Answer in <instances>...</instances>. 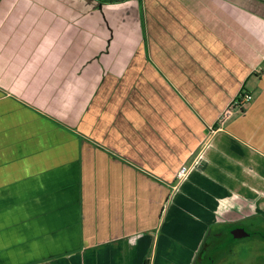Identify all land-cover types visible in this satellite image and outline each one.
<instances>
[{
    "label": "crops",
    "instance_id": "obj_1",
    "mask_svg": "<svg viewBox=\"0 0 264 264\" xmlns=\"http://www.w3.org/2000/svg\"><path fill=\"white\" fill-rule=\"evenodd\" d=\"M36 86L44 103L26 95ZM243 93L252 101L220 126ZM163 106L177 127L153 126L150 113L170 119ZM79 118L81 135L68 126ZM184 163L194 186L171 211ZM253 220L264 223V0L79 14L0 0V264H204L210 229Z\"/></svg>",
    "mask_w": 264,
    "mask_h": 264
},
{
    "label": "rangeland",
    "instance_id": "obj_2",
    "mask_svg": "<svg viewBox=\"0 0 264 264\" xmlns=\"http://www.w3.org/2000/svg\"><path fill=\"white\" fill-rule=\"evenodd\" d=\"M135 1H137L138 3L140 2V0H135ZM49 74H50L49 77L52 76L51 73H49ZM145 75H146V73H145ZM38 84H40V82H38ZM155 89L160 92V88L155 87ZM44 90L47 91L48 88L47 89H43L41 86H39V87L36 86L33 89L29 88L28 91L31 92V93H26V95H29V96L31 95L32 96V91H34L33 93H35V96H34L35 100L36 101L39 100L40 103H44L45 101L42 102V100L40 99ZM42 106H44V105H42ZM48 107H49V105L44 106V110H45V113L47 115H50L49 114L50 109ZM163 110H164L163 117H165V115H169L170 119H162V121L159 122L158 119H156V118L153 119V114L154 113H150V115L152 117V119H150V121L152 122L153 126L156 127V128H159L161 131H162V129L167 127V124L173 123L172 127H177L176 120L171 119L172 118V114H173L172 107H171V113H166L165 114L164 106H163ZM71 121L69 122L70 124H68V126H70L71 129L73 128L75 132H77L79 135H81L82 120L79 118V119L73 121L72 124H71ZM190 122L191 121H186L185 120L186 127H187V125L189 126V124H191ZM66 123H68V121H66ZM190 127H192V126H190ZM190 133H193V130L190 129ZM175 135H177V134H175ZM185 138L187 140L188 137L185 136ZM196 154H197V151H193L191 153V155H193L192 156L193 158L196 156ZM200 156H201V152L198 153L197 160H200ZM187 163H184L181 166H179V168L175 169L176 170L175 174L173 175L172 180L170 182V186L173 187V189H171V192H170L171 193V197H170V205L169 206H170V210L171 211H174L175 209H178V203H177L176 200H177L178 196L181 194V192L183 193V192L186 191V188H184L185 185L187 184V186L189 188H192L194 186L193 182L195 181V176L193 174L190 175V171H189L188 167H189V165L191 163L190 164H187ZM183 168H186V174H185V176H183L180 179V181H178L179 179L177 178V176H178V174L181 173V170ZM187 178H188V180H187L188 182L184 181ZM179 183H182V184L179 185L177 187V189H176V186ZM207 191H209V190H207ZM201 192H203V191H201ZM191 208L194 209L195 206L192 204L189 207V209H191ZM242 218H245V217H242ZM257 224H259L261 226V228H262V230H260L259 233H261L264 236V223H262L261 221L260 222L258 221ZM247 229L250 230L251 226L247 225ZM254 239L255 238H251V240H248L246 238H243L241 240L234 241V244L232 245V251H231L230 254H227V253L225 254L224 251L221 252L220 254L225 255V256L229 255L227 264H264V239L262 240L261 243H254V241H253ZM180 249H182V248H180ZM223 250H226V249H223ZM208 251H210V252H206V254L210 256V255H213L215 249H209ZM223 264H226V263H223Z\"/></svg>",
    "mask_w": 264,
    "mask_h": 264
},
{
    "label": "flooded vegetation",
    "instance_id": "obj_3",
    "mask_svg": "<svg viewBox=\"0 0 264 264\" xmlns=\"http://www.w3.org/2000/svg\"><path fill=\"white\" fill-rule=\"evenodd\" d=\"M63 2L66 1L67 5L70 7V10L72 11V13H82V12H86L87 9L92 5L93 8H95L96 11H98V9L101 7V5L103 4H115V3H105L102 2V0H62ZM122 3V2H120ZM247 225L251 226V229L248 230L247 229ZM243 231L246 236H241V238H235L233 233L237 232V231ZM262 230L261 226L257 223H254L253 225L251 223H242V225H236L233 228H231L229 230V233L231 234V236L233 237V239L231 241L226 242L224 247H221L220 249H218L217 245H215L214 249V253L213 255H206L204 256L205 262L204 264H223V263H228V256L222 255L220 254L221 252L224 251V253L226 254H230L232 251V245L234 244V241H238L241 240L243 238H246L248 240H251V238H255L253 241L254 243H261L262 240L264 239V236L259 233V231ZM239 233H237L238 235ZM241 235V234H240ZM226 249V250H223ZM204 253V252H203ZM223 253V254H224Z\"/></svg>",
    "mask_w": 264,
    "mask_h": 264
},
{
    "label": "trees",
    "instance_id": "obj_4",
    "mask_svg": "<svg viewBox=\"0 0 264 264\" xmlns=\"http://www.w3.org/2000/svg\"><path fill=\"white\" fill-rule=\"evenodd\" d=\"M124 1H126V0H102V2H105V3H120V2H124ZM243 94H240V95H243ZM239 96L237 97V99L239 98ZM251 224L252 225L254 224V220ZM231 228H232V226H227L226 228H224L223 230H220L219 232L210 229V231L208 232V234L204 240V243H203L204 253H202L200 257L202 259H204V256L207 255L206 251L209 249H214L215 245H217L218 249H220L221 247H224L226 245L225 244L226 242L231 241L233 239V237L229 233V230ZM215 239H217V240H215ZM204 261H205V259H204Z\"/></svg>",
    "mask_w": 264,
    "mask_h": 264
},
{
    "label": "built area",
    "instance_id": "obj_5",
    "mask_svg": "<svg viewBox=\"0 0 264 264\" xmlns=\"http://www.w3.org/2000/svg\"><path fill=\"white\" fill-rule=\"evenodd\" d=\"M252 101V96L248 94L240 95L238 99H236L223 113L220 115V118L218 120V124L220 126H223L233 115V112L235 110L242 111L245 105L250 103ZM181 174V175H180ZM178 174L177 178L180 179L185 176L186 174V168H183L181 170V173Z\"/></svg>",
    "mask_w": 264,
    "mask_h": 264
},
{
    "label": "water",
    "instance_id": "obj_6",
    "mask_svg": "<svg viewBox=\"0 0 264 264\" xmlns=\"http://www.w3.org/2000/svg\"><path fill=\"white\" fill-rule=\"evenodd\" d=\"M237 233H239V234L237 235ZM233 235H234L235 238H241V236H246V234L243 231H241V230H239L237 232H234Z\"/></svg>",
    "mask_w": 264,
    "mask_h": 264
}]
</instances>
